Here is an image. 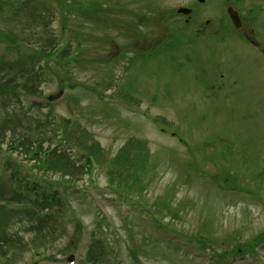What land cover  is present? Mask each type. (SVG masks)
<instances>
[{"label":"rangeland","instance_id":"374dc122","mask_svg":"<svg viewBox=\"0 0 264 264\" xmlns=\"http://www.w3.org/2000/svg\"><path fill=\"white\" fill-rule=\"evenodd\" d=\"M47 1L49 6L55 3L57 7L56 2ZM98 2L104 5V15L85 17L72 11L65 27L61 13L50 15L49 21L45 22L38 18L36 24L31 15L24 14L17 20L0 16L1 23L36 42L45 43L50 36L58 38L63 36L64 29L69 32L71 29L72 33H66L73 38V49L78 37L84 46L83 51L79 50V61L67 69L50 64L49 68L45 67L48 69L46 73L40 69L46 82L41 83L36 73H29L31 77L27 87L21 85L23 89H37L43 101L60 90L63 74H71L78 85L84 82L77 99L75 96L62 98L50 107L33 105L28 109V116L20 115L21 125L15 119L24 102L27 104L24 97L20 101L0 97V145L3 150L13 121L21 135L34 140L40 128L52 129L62 118L75 119L77 135L84 129L89 130L106 152V159L118 155L130 139H140L147 143L151 152L149 181L144 179L147 183L142 193L144 199L151 207H156L153 205L157 199L169 196L172 206H180L181 216L175 219L169 216L164 222L188 235L204 228L215 240L211 243L208 240L213 247L205 249V253L197 248L199 244L194 240L191 244L186 243L185 248H179L192 264H205L214 250L231 252L238 242L246 244L263 236L264 10L254 8L249 13L257 18V23L247 12L251 6L263 1ZM181 6L195 8L189 24L187 19L190 17L175 14ZM228 6L242 13L245 11L244 20L247 21L243 22L241 32L228 21ZM254 26L256 30L252 36L248 31ZM246 37L250 42L258 41L260 46L250 44ZM4 46L5 42L0 38L1 59L13 61L15 55L8 54ZM124 52L128 55L123 59ZM116 59L122 60V64L115 62ZM4 66L5 70L12 68L7 64ZM13 67L11 75L18 70V67ZM110 73H114L113 76ZM5 78L13 84H23L21 77ZM92 87L107 94L118 91L122 96L114 95L111 99L120 104H125V100L136 102L137 107L104 104ZM161 123L180 134L173 136L170 132H163ZM187 144H190V152L196 155L188 154ZM73 146L72 149L68 146L69 154L73 161L81 164L84 158L77 145ZM17 154L13 153L21 159ZM185 159L193 162L189 169L185 166ZM227 166L232 169L230 173L224 170ZM196 167L201 168L198 176L191 169ZM106 168L104 165L102 171L98 168L93 171V183H90L89 175L84 174L68 187L69 192H73L80 185L81 188L89 185L84 193H75L72 197L76 215L81 217L85 229L84 243L87 242V232L96 227L95 215L100 213L98 216L102 217L105 214L109 221L102 220V224L114 244L109 260L107 258L103 264H185L177 263L173 252L160 250L152 253L161 258L140 252L138 261L134 262L129 249L134 244L140 245L141 239L153 233L155 228L150 224L151 215L130 207L127 210L122 201H115L119 195L107 187ZM33 171L36 175L39 173L37 168ZM208 174L215 183L216 180L225 181L227 184L221 183L236 187V191L227 189L223 194H217L209 182L202 187L201 181ZM48 175L47 180L55 183L63 180L59 172L51 170ZM6 193L11 196L8 187ZM128 202L134 204L135 201ZM14 205V202L9 203V206ZM59 214L45 221L31 213H9L0 229V264H48L46 260L40 261L44 256L59 258L56 264H73L65 257L76 238L78 225L68 213ZM126 228L132 230V238ZM117 235H123L124 242L117 243ZM82 248L83 245L79 250ZM256 249L255 259L251 258V252L246 251L234 255L237 257L234 264H264V245ZM171 250H177L176 243H172ZM182 255L179 259L184 258ZM230 257L231 254L224 259ZM74 261V264L78 263L77 256Z\"/></svg>","mask_w":264,"mask_h":264},{"label":"trees","instance_id":"16d2710c","mask_svg":"<svg viewBox=\"0 0 264 264\" xmlns=\"http://www.w3.org/2000/svg\"><path fill=\"white\" fill-rule=\"evenodd\" d=\"M52 1L56 2L57 7H55V3L54 6H49L47 0H0V16H9L17 20L19 17L24 16V14L31 15L34 17L33 21L36 24L38 18H41L42 21L45 22L46 20L49 21L50 15L61 13L63 26L65 27L66 20L69 18V13H72V11H75L74 13L78 16L85 17H88V15H96V17L101 14L104 15L105 11L104 5L100 4L98 0ZM7 12L8 14H5ZM103 20H107L105 16ZM36 26L38 27L40 24ZM66 30L68 29L63 30L65 31L63 36L66 40L62 41V37L59 36H57L58 38L50 36L45 43H41L36 42L35 39L25 36L21 32L15 31L10 26L0 22V38L5 42L4 48L8 54L11 53L15 55L13 61H3L0 57V97L4 99L12 97L20 101V99L25 97L28 93L39 94L35 88L23 89L21 87V85L27 87V81L29 77H31L29 73H36L39 77V81L42 83L46 82V79L40 69H43L46 73L48 69L45 67L49 68L50 64L64 66V69H67V66L71 65L73 62L79 61L76 51L77 49H82L83 51V41L78 37L77 45L73 49V42H71L73 38L69 37L66 33L69 31ZM69 33H72L71 29ZM77 33L78 32H76V34ZM115 62H118V59L115 60ZM5 64L12 66V68H10L11 70L14 68L13 66L18 67L17 72L11 75L10 69H4L6 68L4 66ZM42 64H45V66ZM11 76L16 78L21 77V82L23 84H20V82L13 84V82L6 80L5 77ZM60 83L62 87H67L70 90L80 88L76 81H73L71 74H63V76L60 77ZM83 83L84 82L81 83L82 88L84 86ZM92 90L97 91V93L99 91L95 87H92ZM76 95L78 94H71L68 98L75 96V99H77L78 97H76ZM4 104H6V102H4ZM34 105L36 106V104ZM38 106L41 107L40 105ZM20 115L28 116V110L25 109L24 105L15 119L17 123L21 121ZM8 120L12 121L13 119ZM20 124L22 125L21 122ZM75 125H77L75 119L62 118L57 126L52 129L47 127L40 128L39 134L34 140L29 136L25 137L21 135L14 121L10 125L8 129V140L10 142H8V145L12 144V146H16V149L20 150L25 157L35 151L39 160V167L45 166L50 171L52 170V172H59L63 180L57 183L45 182L44 186H40L39 181H28L26 177L31 175L30 171L24 170L21 164H16V162L12 163L11 156L6 155L4 171H8L10 167L13 168V171L10 173L8 179L0 180V200L14 199L13 201H17L21 206L19 204L14 206H9V204L0 206V229L3 226L4 219L8 217L9 213H31L38 219L47 221L48 218L60 215V212H66L73 217V221L77 223L79 227L78 230H80L81 224L77 221L76 210L74 211L69 208L68 203L56 186L65 185L69 187L82 178L85 173H92L94 165H98L102 169H104V165H106V173L110 184L114 186V188L119 189L121 193L123 192L124 195H130L132 192L146 187L143 176H140L146 172V165L150 159L149 148L145 141L132 138L130 142L119 151L118 155L106 159V152L103 150L99 141L95 139L94 135L87 129L82 130L79 135H77V130L74 127ZM18 132H20V134ZM46 143L48 144L46 145ZM53 144H56V147L50 150ZM74 144L77 145L84 158L81 164L77 161H73L69 154L70 148L68 146L71 147ZM1 146L2 145H0V149ZM73 147H71V149ZM19 178H23V185L21 183L15 185V182L19 181ZM10 185L13 187L10 190L11 196L9 197L6 192L7 187ZM162 208L167 214L175 212L174 215H179V210L173 209L169 202H166V204L163 203ZM79 239L80 234L78 232L76 238L69 247L75 248ZM261 239L264 240V237L262 236ZM263 240H254L252 244H250V247ZM201 243H204L202 239ZM154 244L159 246L158 242H154ZM238 245L240 247L245 246L241 243H238ZM127 247L129 248V246ZM136 247L137 246L131 248L132 253L136 252L134 250ZM67 250H69V248ZM112 250L113 247H110L109 243H105L102 237L93 238L86 248L83 261L84 263L87 261L88 264L104 262L107 258L109 260ZM252 250L254 251V248H252ZM232 253L236 254L239 252L233 249ZM217 256L219 259H224L225 253H217ZM152 257L156 256L152 254Z\"/></svg>","mask_w":264,"mask_h":264},{"label":"water","instance_id":"95a60500","mask_svg":"<svg viewBox=\"0 0 264 264\" xmlns=\"http://www.w3.org/2000/svg\"><path fill=\"white\" fill-rule=\"evenodd\" d=\"M183 11H185V12H188V10H186V9H182ZM236 19H235V22H236V20H237V17H235ZM59 95H57V96H55V98L56 97H58Z\"/></svg>","mask_w":264,"mask_h":264}]
</instances>
